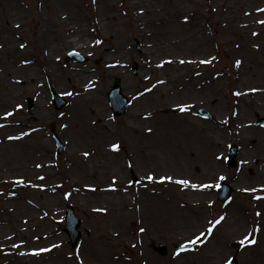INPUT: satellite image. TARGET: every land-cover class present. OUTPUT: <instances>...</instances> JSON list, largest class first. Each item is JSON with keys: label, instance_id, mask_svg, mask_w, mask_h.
<instances>
[{"label": "bare ground", "instance_id": "6f19581e", "mask_svg": "<svg viewBox=\"0 0 264 264\" xmlns=\"http://www.w3.org/2000/svg\"><path fill=\"white\" fill-rule=\"evenodd\" d=\"M44 1L52 4L51 0ZM57 1L64 3L66 11L58 10L55 14L59 39L55 43V37L48 30L44 32L37 62L28 48L17 41L19 27L26 21L23 12L10 18L4 6L2 11L0 0V186L9 184L6 177L17 162L23 161L26 165L9 191L0 194V248L4 249L0 252V264H83L85 257L93 264H130L125 250L131 252L136 247V259L142 264H220L227 253L225 237L237 231L243 233L241 230L245 227L254 232L256 240L254 244L245 242L243 246L247 261L264 264V226H247L245 210L240 207H229L222 215L225 219L211 235L203 237V243H197L194 250L182 255L158 261L143 243L149 232L146 223L151 222H162L173 231L176 229L174 221L182 220L183 225L177 229H185V235L207 233L212 227L207 210L189 201L185 194L197 193L207 204L212 203L213 195L204 193L208 188H193L191 184H210L211 179L225 175L220 159L222 149L231 138H237L245 147L243 142L248 135L256 136L259 167L252 177L245 174L248 163L244 148L237 168L227 177L244 191L261 189V127H255L252 120L263 111L261 47H264V34H260V29L264 23L260 21H264V0H239L242 14L231 20L232 25L235 29L247 28L249 37H239L229 49L232 65L226 72L225 82L220 73L201 82L199 72L184 75L183 67H195L205 64L201 61L212 60L203 45L202 24L192 19V9L202 5L206 11H218V20H225L233 11L226 0H92V8L102 20L87 17L79 0ZM119 10L126 13L147 40L142 53L149 71L143 70L141 77L145 79L148 72L157 77L153 85L134 92V101L125 112L126 121L113 128L109 123L105 89L114 77L126 76V62L132 58L125 41L115 38L119 26L125 23ZM68 14L72 17H66ZM226 42L222 35L221 43ZM106 44L108 47L104 48ZM91 47L101 51L102 67L97 74L89 63L70 62L58 69L53 65L66 50L83 53ZM29 78L33 80V87L27 84ZM44 84L66 95L72 93L61 112V123L74 138L84 142L86 149L75 158L72 156L74 147L68 146L64 177L80 184L76 191L78 198L92 205L90 213L99 232L95 233L98 235L95 240L77 250L68 251L63 236L53 226L56 209L67 200L47 154L48 139L25 126V114L18 116V121L3 115L5 111L23 110L22 99L27 92L35 95V115L46 113L47 103L43 101L40 88ZM169 97L181 100L168 103ZM209 98L214 99L212 108L218 112L211 123L188 114L200 100ZM150 102L168 107L167 113L150 116L145 110L137 111L139 104ZM178 105H186L187 111H180ZM139 122L144 125L136 131L135 124ZM21 133L25 135L20 139L8 138ZM113 144L118 145V149L114 150ZM127 162L134 163L142 183L135 190L133 201L138 215L136 240L124 230L129 212L122 211V205H116L127 201L126 179L119 175ZM195 162H200L206 170L203 178L193 175ZM149 174L155 179L149 181L146 178ZM168 176L173 180H160ZM182 179L189 180L190 184L175 183ZM20 180L24 183H19ZM161 182L171 188L180 186L183 192L175 196L159 188ZM249 196L256 212L261 213V200L258 202ZM117 244L123 247V252L112 253L109 249ZM40 249L50 250L34 254Z\"/></svg>", "mask_w": 264, "mask_h": 264}, {"label": "rangeland", "instance_id": "374dc122", "mask_svg": "<svg viewBox=\"0 0 264 264\" xmlns=\"http://www.w3.org/2000/svg\"><path fill=\"white\" fill-rule=\"evenodd\" d=\"M14 1V2H13ZM80 3L83 5V9L85 11V14L87 17L90 18H100V20L103 19V17H99L98 13L94 11V9L91 6L92 0H79ZM203 1V0H201ZM229 4L232 6V12L227 15V18L225 20H218V11L212 10V11H206L203 6L201 5L199 8H193L191 5L188 6V9H192V19L198 20L202 24V30L204 32L205 41L203 42V45L206 46L212 56V60L210 63H205L201 65H196L195 67L186 68L183 67V73L184 75H188L189 73L193 71L199 72L200 79L207 80L211 78L214 74H221V78L224 80H227V70L229 67H231V61L229 59V49L233 46V44L238 40L239 37L242 38H248L249 37V31L247 28H239L235 29L232 25L231 20H236L239 18V16L242 14V8L239 5V0H226ZM52 4H48L47 1L44 0H1V9L2 6L5 7L7 10V14L11 16L10 18L14 19L17 15L20 14V12L24 14V17L26 18L25 23L21 24L19 27L20 32L17 33V41L22 42L25 47L28 48L30 51V56L35 59V61L38 62V57L41 52L42 47V35L45 31H49V34L53 37H55V40H53L55 43L59 39L60 34V28L59 25L55 19V14L58 10H62L63 12H66L64 9V3L62 1L55 0V3L51 0ZM101 3H99L100 5ZM190 7V8H189ZM4 12V9H2ZM120 15L122 19L125 21V23H122L121 26H119L120 31L118 35L115 37L120 40H124L126 43V48L129 49V52L132 53V58L127 59L126 62V70L127 74L125 77L118 76L114 77L112 81L110 82L109 86L105 89V95H106V104L108 106V114H109V123L111 126L118 127L120 123H124L126 121V113L124 112L120 116H113L110 101L107 97V93L112 87L113 81H117L121 93L124 94L128 100L129 104L128 106L134 101V92L139 89H145L151 85L154 84L157 74H153L148 72V75L143 79L141 77L142 71H149V66L145 64V56L142 53L143 49L145 48V44L147 40L143 38L139 33L138 26L133 23L131 19L128 18L126 13H123L121 10ZM68 18L72 17L69 14L66 16ZM105 18V17H104ZM181 31L178 35H181ZM260 34H264V27L260 29ZM222 35H225V38L227 39L226 44L221 43V37ZM99 37V35H97ZM52 38V37H51ZM137 39L139 42V49L135 47L134 40ZM191 41V40H187ZM108 45L104 48H107ZM69 51H75L79 55H82L85 57V60L82 62L72 60H65V55ZM100 49L96 47H91L89 50L85 52H78L73 49L66 50L58 59H56L53 62V65L56 66V68H61L64 65H68L70 62H78V64H87L94 66L95 70L94 73L97 74L99 72V69H101L102 60L99 58L100 55ZM264 61V47H261V64ZM134 64L137 67V72L134 73L133 66ZM140 70V71H139ZM32 78H29L27 80V84L33 87L32 84ZM261 82H264V71H261ZM41 91L43 93V101L47 103L46 108L47 112L39 113L37 116L35 115L34 106L36 104L35 95H33L31 92H27L23 96V110L20 111H14L13 115L11 117H8L9 119H12L13 121H18V116L25 114V126L30 130H37L40 136H44L45 139H48V147H47V154L49 156V159L53 162L52 164V170L55 173L56 181L59 184V188L61 190L62 195L66 198V202L63 206H60L56 209L55 212V219L53 222L54 229L58 234H61L63 236V244L65 248H67L68 251L70 250H77L79 246H83L84 244L95 240L97 238L96 232H99L98 225L95 224L92 215L90 213V207L91 204H88L85 202V199L78 198V193L76 192L78 189V186L80 185L75 180H66L64 177L66 162H67V154L66 151L68 149L69 145H72L74 148L73 155L75 158L79 156V154H82L84 150H86L84 146V142L82 140H78L73 137V135L70 133V131H67L62 127L61 123V112L62 110L67 106V102L69 100V96L66 95L64 91H56L52 88L50 85L44 84L40 87ZM54 90L66 101V104L64 107H62L59 110L54 109L53 107V101L51 97V90ZM31 90V89H30ZM29 90V91H30ZM27 97H30L33 99V106L31 108L27 107ZM171 101L169 102H177L181 99L178 97L171 98L169 97ZM229 102H231L232 98L228 96ZM201 103L194 106L188 114L193 116L199 121L211 123L212 118L218 113L215 109H213V98H209L207 101L206 99L204 101L200 100ZM263 103V104H262ZM127 106V108H128ZM126 108V109H127ZM168 107H158L157 103L150 102L149 104H139L137 107V111H147L146 114L150 116H154L156 114H164L167 113ZM198 109L203 110L204 112L208 113L209 117H203L198 116L196 111ZM261 115H264V101L261 102ZM126 111V110H125ZM223 111V110H222ZM221 111V112H222ZM260 114L255 115L254 119L252 120V123L255 127H261V125L256 124V120L261 117ZM34 118V119H33ZM137 122V121H135ZM137 126L136 131L140 130L143 127V123H137L135 124ZM55 127V132L61 141L63 145V152L61 154L56 153V144L55 140L52 135L51 128ZM264 130L261 129V189L255 190V191H244L241 189L238 184L233 181L232 179H229L227 176L234 172L236 165L234 167H227L226 165V153L231 144H234L238 148V154L236 157V160H239L242 155L243 149H246V157H247V163L248 166L245 169V174L248 177H252L254 173L258 169L259 165V155L256 151V142L257 138L256 136H250L247 137L244 140V145L239 142L237 138H231L226 142L224 148L222 149V155L220 162L224 169V179L227 183H229L230 187L232 188V194L230 199L227 202H219L217 201V187L213 186L208 188L204 193L207 196L213 195L214 202L212 204L207 205V202L204 198H201L197 193H190L185 194V196H189V201L191 202H197L198 206L201 208H205L207 210L208 218L210 221H215L218 219L221 214H223L225 211L229 209V207L234 208H243L245 210L246 218L248 219V225L247 226H254L257 224L264 226V199L261 198V213L259 216L256 215V208L253 207L250 196L252 195V199H254V196L261 194L264 192ZM253 141V142H252ZM115 142H118V139H115ZM120 143V142H119ZM263 158V159H262ZM123 171L120 172L119 175L125 177V182L127 183L125 185L126 191L125 194L127 196L126 203L116 204L118 206L122 205L121 210L128 211L129 215H127V224L124 227V230L127 232V234L130 237H133L135 240L138 238L136 235L137 230V220L138 215L136 210L134 209V197H135V190L141 185L139 180V173L136 170V166L132 162H127L124 165ZM26 169V165L23 161L17 162V164L14 166L13 172L9 173L6 177V181L9 182L5 186H0V194L2 192L7 193L9 189L13 186V183H15V180L17 179V175L20 174L21 171ZM250 169L252 172H250ZM206 170L201 165L200 162H195L192 168L193 175L196 178H203L206 175ZM43 175V173L41 174ZM221 179H211L210 184L216 185L223 181ZM75 182L71 184V182ZM131 181V183H130ZM159 188H165L166 191H170V193L174 194L175 196H178L180 193L183 192L182 188L180 186L170 187L167 185V183L164 182L159 185ZM75 194V195H74ZM260 196V195H258ZM260 199V198H259ZM229 202L228 205H226ZM259 202V201H258ZM71 206L73 209L74 214L77 216V218L80 221L78 229L81 231V236L77 243L72 246L69 237L64 230L65 222H64V214H65V208ZM226 206V207H225ZM126 213V212H125ZM127 214V213H126ZM176 226V229H173L171 231L169 228H167L162 222H151L146 223V226L148 227V233L147 236L144 238V247L149 252V254L155 259H164L168 260L169 258H173V256L182 255L184 253L190 252L191 250H194L196 248V243H192L190 248L186 250L179 251V254L177 255V251L175 250L174 246L181 245L184 243H187L189 240H193L194 236H188L184 233L186 232L185 229L178 230L177 227L179 225H183L182 220H175L173 223ZM9 230L6 229V232ZM243 233L236 232L232 234L231 236L225 237V243L227 246V253L226 256H224L223 260L220 262V264H224L226 260H228L233 254L236 255L238 264H249L246 258V254L243 251V246L240 244V241L249 233H252L254 236V232L252 230H249L246 227L242 229ZM60 235V236H61ZM182 235H184L182 237ZM235 235V236H234ZM61 236V237H62ZM242 237V238H240ZM118 237L117 239H119ZM251 238V237H250ZM153 241L154 244H164L166 246L167 252L165 255L158 254L155 250L151 247V242ZM112 243H115L111 240ZM114 247H111L109 250L112 253H120L123 252V247L117 245H113ZM1 251V249H0ZM136 253H137V247L132 249L131 252H128L125 250V255L128 258V261L130 264H142V261L140 259H136ZM159 261V260H158ZM78 264V263H77ZM83 264H93V262H90L86 257L83 260Z\"/></svg>", "mask_w": 264, "mask_h": 264}, {"label": "snow or ice", "instance_id": "6c2138e0", "mask_svg": "<svg viewBox=\"0 0 264 264\" xmlns=\"http://www.w3.org/2000/svg\"><path fill=\"white\" fill-rule=\"evenodd\" d=\"M262 11H264V10H262ZM184 19L187 20L188 18L185 17ZM260 23H264V21H260ZM254 35H255V33H254ZM96 43H100V41H96ZM21 47H24V45L22 44ZM181 63H184V61H181ZM201 63H210V61H201ZM240 63H241V62H240L239 60L236 61L237 66H239ZM159 83H163V82L160 81ZM146 91H150V89H146ZM71 94H72V93H67V95H71ZM237 95H239V93H237ZM16 107H17V108H20L21 105H17ZM178 107H179L180 111H182V112H183V111H187V106H186V105H183V106L178 105ZM3 115H4L5 118H7V117H11V116L13 115V112H11V111H5ZM149 131H151V130L149 129ZM23 135H25V133H21L20 136H18V137H8V138H9V139H20ZM111 147H112L114 150L118 149V145H116V144L111 145ZM85 155H87V153H86ZM39 166H40V165H37V167H39ZM146 178H147L149 181H152V180L155 179V177H154L153 175H151V174H149ZM39 179L43 180L44 177H39ZM219 179L223 180L224 177H220ZM160 180H161V181H164V180L172 181L173 178H172L171 176H168V177H161ZM18 182H19V183H24L23 180H20V181H18ZM130 183H131V181H130ZM175 183H178V184H181V185H185V186H187V185L190 184V181H189V180H183V179H182V180H177V181H175ZM213 186H215V187H219V184H216V185H213V184H200V185H197V184H191V187H193V188H197V187H201V188H210V187H213ZM262 187H264V186H262ZM245 191H249V189H245ZM251 191H255V189H251ZM257 198L259 199V197H257ZM256 215L259 216L260 213L257 212ZM224 219H225L224 216L219 217L218 219H216V220L212 223V227H210V228L207 230V233H205V232H201L198 236L195 237L194 240H189L187 243H188V244H192V243H203L204 241H203L202 238L205 237L206 235H209V236H210L211 233H212V231H213V229H214L217 225H219ZM141 231H144V229H141ZM250 237H251V238H250ZM245 242H247L248 244H254V243L256 242L255 237L253 236L252 233H249L248 235H246V236L240 241V244H241V245H244ZM54 247H56V246L54 245ZM179 248H180V250H186L184 245H180ZM48 250H50V249H40V250L34 252V254H39V251H48ZM176 254L178 255V254H179V251H178ZM225 264H232V262H231V260H226V261H225Z\"/></svg>", "mask_w": 264, "mask_h": 264}]
</instances>
